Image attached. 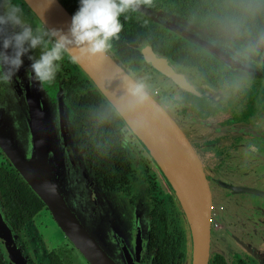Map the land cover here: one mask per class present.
Listing matches in <instances>:
<instances>
[{"label": "flooded vegetation", "instance_id": "obj_1", "mask_svg": "<svg viewBox=\"0 0 264 264\" xmlns=\"http://www.w3.org/2000/svg\"><path fill=\"white\" fill-rule=\"evenodd\" d=\"M14 2L20 5L28 25L47 33L22 0ZM67 4L73 9L69 11L72 16L77 10L76 4L74 0H68ZM127 11L132 15L136 29L127 36L121 26L110 39L106 52L128 75L142 80L150 93L154 89L151 94L188 127L190 134L198 127L208 132L198 144L202 154L198 157L210 190V246L206 264H258L240 247V242L257 240L264 245V186L224 175L229 176L237 167L246 169L239 160L247 162L248 159L257 172L244 177L252 179L256 175L259 181L264 180V171L259 170H264V77L232 73L193 40L172 26L162 25V20L182 28L186 34L221 47L239 45L264 54V0H135L134 7ZM13 30L7 25L0 26V39ZM145 46L167 59L201 95L180 89L146 64L140 53ZM40 50L29 49L21 56V61H26L28 56L35 59ZM58 65L55 78L41 86V90L43 88L52 99L61 96L75 132L81 135L83 151L100 189L116 214L118 228L110 226L102 233L108 254L115 264H125L119 247V242L123 245V241L132 257L138 253L137 264H190L192 247L188 220L174 194L166 189L144 152L131 143V135L123 122L112 116L111 108L104 116L111 124V128L108 127L111 136L99 142L108 143L109 139L112 142L108 143V150L98 149L88 128L91 120L83 117L81 111L88 104L93 105L91 109L103 110L101 97L98 98V92L65 52ZM15 79L16 73L10 83L0 84V105L6 96H10V86L15 89ZM5 120L14 131L21 129V120L15 113L8 114ZM235 125L258 136L248 132H218L219 128ZM183 134L187 139L184 131ZM258 146L262 148L261 153L254 150ZM104 152L107 153L105 158ZM0 168L16 171L1 150ZM225 185L245 187L260 195L234 194ZM247 196L253 197L252 206L244 200L249 199ZM235 198L242 200L239 201L242 212L234 210ZM2 208L0 199V220L10 232L11 250L0 241V264H90L56 229L44 204L28 220H15L16 225L10 224ZM43 213L48 215L49 221L42 230L43 227H38L35 222ZM48 241L54 245L50 246ZM136 246H139V252L134 251ZM10 253L18 256L17 261L10 259Z\"/></svg>", "mask_w": 264, "mask_h": 264}, {"label": "water", "instance_id": "obj_2", "mask_svg": "<svg viewBox=\"0 0 264 264\" xmlns=\"http://www.w3.org/2000/svg\"><path fill=\"white\" fill-rule=\"evenodd\" d=\"M51 38L55 33L67 35L71 15L58 0H22ZM162 25L174 27L205 51L217 58L229 71L238 75L264 77V54L242 48L221 47L203 38L186 34L167 20ZM77 69L123 122L127 130L150 158L154 169L168 191L174 194L188 220L191 236L190 264H206L209 252L208 207L210 190L202 163L184 136L178 123L146 89L141 102H134L126 92L133 79L106 52L82 51L68 45L64 51ZM143 61L170 79L180 89L201 95L191 87L164 57L148 47L140 50ZM31 61L22 62L10 86V96L1 102L0 150L32 193L44 204L62 235L90 264H115L105 249L102 233L118 228L111 204L95 180L83 148L71 130V121L61 96L52 99L33 79ZM18 77L25 79L24 89ZM21 84V85H20ZM15 113L21 129L14 131L5 118ZM199 125V124H198ZM203 125V124H202ZM219 133H250L235 126L222 127ZM226 186V185H225ZM231 193H254L245 187L226 186ZM114 226H113V225ZM107 225V226H106ZM91 227V228H90ZM10 232L0 220V241L9 247ZM119 242L125 264L138 263L137 252L127 251ZM137 243V242H136ZM240 247L258 264H264V245L257 240H243ZM134 251L139 252V246ZM12 253V251H11ZM9 255L17 261V255Z\"/></svg>", "mask_w": 264, "mask_h": 264}, {"label": "clouds", "instance_id": "obj_3", "mask_svg": "<svg viewBox=\"0 0 264 264\" xmlns=\"http://www.w3.org/2000/svg\"><path fill=\"white\" fill-rule=\"evenodd\" d=\"M134 4L135 0H78L67 35L55 33L58 38L53 41L50 38L52 34L27 24L18 3L0 0V26L14 29L10 35L0 39V84L10 83L22 63L21 56L29 49H41L35 59L28 56L33 79L41 86L55 78L58 61L68 45L81 46L82 51L91 53L104 51L120 30L118 17ZM126 92L132 101L141 102L146 95V85L139 79L130 80L126 84Z\"/></svg>", "mask_w": 264, "mask_h": 264}, {"label": "trees", "instance_id": "obj_4", "mask_svg": "<svg viewBox=\"0 0 264 264\" xmlns=\"http://www.w3.org/2000/svg\"><path fill=\"white\" fill-rule=\"evenodd\" d=\"M58 1L66 9V11L70 13L69 11L72 8H70V4H67L68 0H58ZM74 3L76 4V7L78 8V0H74ZM119 17H121L119 18V22H120V25L124 29V34L127 36H130V33H133V31L136 29V26H137L136 23L134 22L132 15L130 14V12L125 11ZM136 32L139 33V31H136ZM99 96L100 95H98V98L101 97ZM101 98L100 100L103 103V108H104L103 110L94 108L95 109L94 111L93 108L91 109L93 105H90L87 103L88 108L84 106L81 111V114L83 115V117L85 118L89 117L91 120L88 123V128L91 130V133H92L91 138H95V143L97 144V147H99L98 149L108 150L110 148V145L108 143L112 142L110 141V139L107 141L108 143L99 142L100 140L104 141L105 139H108L111 136L110 130H109V128H111L109 127L111 126V124H109L106 117L104 116H107V113L111 112L112 116H114L117 120H119L120 118L117 116V114L112 109L111 110L109 109L110 106L103 100V98L102 99ZM107 109H109L110 112L106 111ZM71 130L76 136L79 144L83 148V144L81 141V135H78L75 132L72 121H71ZM98 149H96L97 152H98ZM105 154L107 155V153L104 152L103 154L104 158H105ZM86 158L89 163L90 161L87 155H86ZM91 159L94 160L92 156H91ZM93 174H94L95 180L98 182L94 172ZM0 199H1L2 207H3L2 211L5 217L9 219L11 225H16L15 220H22V221L28 220L38 210L43 208L42 202L32 193V191L29 189L27 184L20 178L19 174L16 173V171H14L13 169H11L10 171H4V170H1L0 168Z\"/></svg>", "mask_w": 264, "mask_h": 264}, {"label": "rangeland", "instance_id": "obj_5", "mask_svg": "<svg viewBox=\"0 0 264 264\" xmlns=\"http://www.w3.org/2000/svg\"><path fill=\"white\" fill-rule=\"evenodd\" d=\"M6 35H8V34H6ZM239 46V45H238ZM231 47H235V45L234 46H230V47H228V48H231ZM131 76V75H130ZM133 79H138V77H136L135 75H132L131 76ZM18 80L22 83V85H21V87L23 86L24 87V89H26L27 88V83H25V79L24 78H22V77H18ZM140 80V79H139ZM154 92V89H153V91H151V93H153ZM153 95V94H152ZM153 97H155L154 95H153ZM157 100V99H156ZM158 101V100H157ZM159 102V101H158ZM160 103V102H159ZM161 104V103H160ZM162 105V104H161ZM163 106V105H162ZM164 107V106H163ZM165 108V107H164ZM166 109V108H165ZM166 111L168 112V110L166 109ZM0 113H1V108H0ZM168 114L178 123V125L180 126V128H181V130H182V132L184 131L185 133H186V136H187V139H188V142H189V144H191V146H192V148H194V151L197 153V155L198 156H201L202 154H201V152L199 151V149H198V144H199V142H200V140H202L203 139V137H207L208 135H207V131L205 130V128H197L196 130H192V134H190V130H188V127L187 126H183L184 125V123L178 118V117H176V116H174V115H171L169 112H168ZM128 133L131 135V138H132V140H133V142H131L133 145H137L142 151H143V149H142V147L138 144V142L135 140V138L132 136V134L130 133V131L128 130ZM136 146V147H137ZM138 148V149H139ZM260 149H262L261 147L259 148V146L258 147H255L254 148V150L255 151H257V152H259V153H261V151H260ZM263 151V150H262ZM145 154V153H144ZM145 156H147V155H145ZM148 159H149V161L151 162V164H152V161L150 160V158L149 157H147ZM237 160H239L238 158H237ZM240 162H241V166H243V167H245L246 169H243V168H240V167H237L238 169L237 170H234V171H230L232 174H230L229 176H227V175H224L225 177H227V178H231V179H233V180H240V181H242V182H246V183H252L253 185H256V186H259V187H263L264 186V180L262 179L261 181H259L258 179H257V177H256V175H253L252 176V179L251 178H247V177H244L246 174L248 175V176H251L253 173H255V172H257V171H255V169H252V167L249 165V161H248V159H247V162H242L241 160H239ZM152 166H153V164H152ZM153 168H154V166H153ZM155 170V169H154ZM259 170H261V172H263L264 170L263 169H259ZM155 172H156V170H155ZM246 172V173H245ZM157 173V172H156ZM245 173V174H244ZM244 174V175H243ZM157 175H158V173H157ZM159 176V175H158ZM160 178V177H159ZM247 198H249V199H244L247 203H249L250 202V205L252 206L254 203H253V201H251L252 200V198L253 197H251V196H247ZM234 201H236V203L234 204V210H238V209H240V211L239 212H242V204H241V202H239V201H242V200H239L238 198H235L234 199ZM42 216L43 217H45V220H46V218H47V220L46 221H44L43 220V218H42ZM48 215L46 214V213H43V214H41L40 216H38L37 217V219H36V222H35V225H37L38 227H40V225H41V228H42V230L44 229V227H46L47 226V224H45V223H47L49 220H48ZM107 226V225H106ZM58 227H56V229H57ZM91 228V227H90ZM58 231H59V229H57ZM51 232H53V230H51ZM60 232V231H59ZM61 233V232H60ZM45 240H46V237L44 236L43 237ZM57 240V239H56ZM58 241V240H57ZM59 242V241H58ZM47 243H49L50 244V242L48 241ZM54 244H50V246H53ZM58 245H61V241L58 243Z\"/></svg>", "mask_w": 264, "mask_h": 264}]
</instances>
